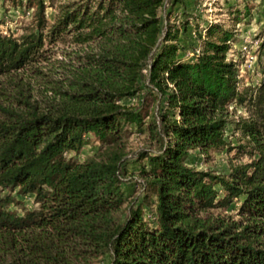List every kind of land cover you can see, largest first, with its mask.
<instances>
[{"label": "trees", "instance_id": "trees-1", "mask_svg": "<svg viewBox=\"0 0 264 264\" xmlns=\"http://www.w3.org/2000/svg\"><path fill=\"white\" fill-rule=\"evenodd\" d=\"M12 1L33 14L21 35L0 32V255L13 258L8 264H264V80L241 88L230 28L197 29L184 0L185 20L167 28L164 0H72L53 22L47 0ZM181 34L199 43L191 58ZM57 42L71 50L48 68L58 88L41 107L13 77L44 74ZM128 127L156 144L137 157L142 198L124 188L135 174L125 165ZM92 137L100 147L77 160L72 153ZM234 149L225 172L190 162ZM232 204L238 219L215 215Z\"/></svg>", "mask_w": 264, "mask_h": 264}, {"label": "rangeland", "instance_id": "rangeland-1", "mask_svg": "<svg viewBox=\"0 0 264 264\" xmlns=\"http://www.w3.org/2000/svg\"><path fill=\"white\" fill-rule=\"evenodd\" d=\"M72 0H47L48 7L46 10L49 22H53L58 8L65 2ZM186 3L185 10L191 14L192 22L196 23V28L201 29L208 26V23H221L227 28H230L234 35L232 44V56L240 64L241 88H251L264 80V0H184ZM164 8L161 10V15L164 22V27L169 25H179L186 16L182 13L183 9L179 8L177 0H164ZM173 7L172 14L169 13ZM166 8V9H165ZM33 10L25 5H15L12 0H0V32L9 35L19 36L22 32L30 26L32 22ZM192 27V26H191ZM190 27V28H191ZM190 34H188L189 36ZM180 36L184 44V52L191 58L192 51L199 43L190 35L191 42H188L184 37ZM50 51L47 53L49 62H44L40 66L44 74L34 71H22L17 76L13 77L15 81L20 79L24 85L26 92L31 96V99L36 101L41 107L50 104L52 97L56 94L58 88V76L53 74L48 68H56L54 65L56 60H61L65 55V51H70L69 44L54 43L50 45ZM194 46V47H193ZM48 63V64H47ZM48 73V74H47ZM6 83L8 93H16L20 96L18 88ZM5 90V89H4ZM8 98L6 103H15L11 95H3ZM127 103H136V99L132 98L126 100ZM231 117L234 119L242 114L243 110L237 108L231 111ZM227 137L232 144H239L240 134L234 130V125L229 126ZM125 152L127 153L126 169L133 175L128 174L125 178L124 188L131 198L143 197V183L139 176L136 174L140 168V163L137 162V157L142 150L152 149L156 144L149 140L146 131H139L135 127H128L124 135ZM100 147V142L95 138H90L89 142L82 148L78 154L72 153L77 160L83 161L91 157L95 151ZM235 149L229 154L225 150L211 151L208 156H200V154H193L190 157V162H193L196 168L201 170H212L215 172H225L228 170V158L235 156ZM247 160L246 156H243ZM24 204L27 208L33 206L32 197H25ZM232 204L226 209H216L215 215L225 216L228 219H238L236 207ZM21 211V209H18ZM11 257V256H10ZM6 255H0V260L6 264L11 262L13 258ZM85 264H107L102 259H90Z\"/></svg>", "mask_w": 264, "mask_h": 264}]
</instances>
